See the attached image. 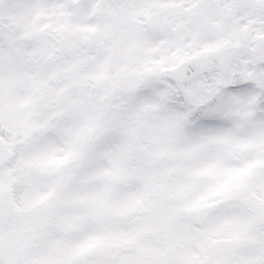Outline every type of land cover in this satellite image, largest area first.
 Wrapping results in <instances>:
<instances>
[{
	"label": "snow or ice",
	"instance_id": "6c2138e0",
	"mask_svg": "<svg viewBox=\"0 0 264 264\" xmlns=\"http://www.w3.org/2000/svg\"><path fill=\"white\" fill-rule=\"evenodd\" d=\"M0 264H264V0H0Z\"/></svg>",
	"mask_w": 264,
	"mask_h": 264
}]
</instances>
